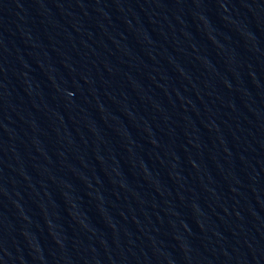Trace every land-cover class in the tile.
<instances>
[{
    "label": "water",
    "instance_id": "water-1",
    "mask_svg": "<svg viewBox=\"0 0 264 264\" xmlns=\"http://www.w3.org/2000/svg\"><path fill=\"white\" fill-rule=\"evenodd\" d=\"M0 264H264V0H0Z\"/></svg>",
    "mask_w": 264,
    "mask_h": 264
}]
</instances>
